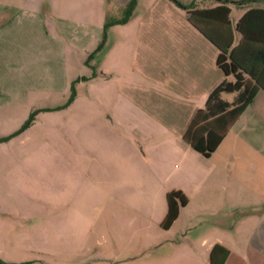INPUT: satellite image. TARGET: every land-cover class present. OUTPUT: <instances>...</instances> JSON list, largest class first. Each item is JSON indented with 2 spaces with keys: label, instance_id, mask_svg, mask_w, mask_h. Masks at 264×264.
<instances>
[{
  "label": "crops",
  "instance_id": "0c3cea01",
  "mask_svg": "<svg viewBox=\"0 0 264 264\" xmlns=\"http://www.w3.org/2000/svg\"><path fill=\"white\" fill-rule=\"evenodd\" d=\"M128 1L110 0L118 12ZM254 1L227 5L234 42L243 13L264 9ZM177 10L136 0L85 64L103 24L116 20L102 0H0V124L14 123L0 137L36 110L0 141L2 260L264 264V91L209 156L185 143L195 111L231 77ZM113 27L130 36L107 38ZM171 190L186 201L162 228Z\"/></svg>",
  "mask_w": 264,
  "mask_h": 264
},
{
  "label": "trees",
  "instance_id": "16d2710c",
  "mask_svg": "<svg viewBox=\"0 0 264 264\" xmlns=\"http://www.w3.org/2000/svg\"><path fill=\"white\" fill-rule=\"evenodd\" d=\"M170 5L183 12L187 23L200 35L211 42L216 50L215 64L225 77L207 95L204 104L190 119L182 139L194 150L207 157L216 148L228 128L251 102L258 89L264 91V9L249 7L234 24L239 38L233 41L229 29L227 5L240 6L255 3L254 0H166ZM136 0H129L120 19L106 21L102 28V39L85 59V64L103 46L105 31L113 25L125 24L132 15ZM93 74V73H92ZM85 79V77H79ZM71 82L69 95L64 105L75 96L74 82ZM222 93H233L231 101L221 99ZM36 113L29 112L26 119L11 134L0 137L5 141L27 128ZM186 201L177 190L166 193V213L161 222L167 228L175 219L179 206ZM214 254V248L210 257ZM0 264H30L29 261L7 262L0 258Z\"/></svg>",
  "mask_w": 264,
  "mask_h": 264
},
{
  "label": "rangeland",
  "instance_id": "374dc122",
  "mask_svg": "<svg viewBox=\"0 0 264 264\" xmlns=\"http://www.w3.org/2000/svg\"><path fill=\"white\" fill-rule=\"evenodd\" d=\"M102 1H103V8L104 9L109 8V9L113 10V17H116L115 19H120L123 16V10H121L120 12H118V10H117L118 7H117L116 4L113 3V6H111L110 0H102ZM177 13L180 14V15H182V17H184L183 12H181L180 10H177ZM170 21H172V23H173L174 26H177L175 19H171ZM90 30L93 31V29H90ZM92 35H90V36H92ZM128 36H130V32L127 29H120L119 27H113V31L111 32V34L109 33L107 35V38H127ZM96 38H100V36H97ZM93 48H94V46H89L86 49L87 52H88L87 55L94 50ZM93 58L94 57H92L90 59V62L95 64V61H94ZM91 65H92L93 70H94V65L93 64H91ZM90 70L91 69L89 67H87V69L85 70V72L89 73ZM13 124L14 123L11 124L10 121L7 124H0V131L1 130H9L12 127ZM0 199H1V196H0Z\"/></svg>",
  "mask_w": 264,
  "mask_h": 264
}]
</instances>
